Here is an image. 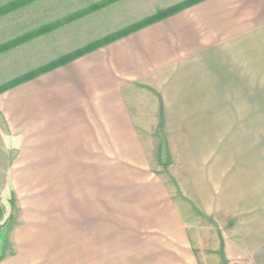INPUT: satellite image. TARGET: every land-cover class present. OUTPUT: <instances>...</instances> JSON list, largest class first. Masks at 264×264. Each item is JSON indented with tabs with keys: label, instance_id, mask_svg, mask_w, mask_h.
<instances>
[{
	"label": "crops",
	"instance_id": "obj_1",
	"mask_svg": "<svg viewBox=\"0 0 264 264\" xmlns=\"http://www.w3.org/2000/svg\"><path fill=\"white\" fill-rule=\"evenodd\" d=\"M26 1L1 5L0 19ZM38 29L16 35L15 24H0V49L15 50ZM257 98H264V0L201 1L1 93L0 124L22 135L25 177L42 200L71 208L72 223L70 241L62 214L39 225L55 237L48 249H38L34 230L21 223L15 255L0 264L37 257L111 264L95 234L98 226L108 242L113 200L137 228L171 243L153 253L165 258L159 264H223L193 248L194 207L218 224L236 221L225 264H264V100ZM161 122L173 161L167 175L155 170ZM81 217L83 239L75 229Z\"/></svg>",
	"mask_w": 264,
	"mask_h": 264
},
{
	"label": "rangeland",
	"instance_id": "obj_2",
	"mask_svg": "<svg viewBox=\"0 0 264 264\" xmlns=\"http://www.w3.org/2000/svg\"><path fill=\"white\" fill-rule=\"evenodd\" d=\"M10 1L12 0H0V6ZM185 1L187 0L26 1L25 7H21L9 21L1 18V26L15 24L16 35L25 30L42 29L33 34L31 41L21 46H17V43L15 50L9 47L0 49V87ZM5 35L7 32L1 34V39ZM263 100L264 98H257V104L260 101L263 103ZM155 134L160 143L155 170L167 175L173 167V161L165 156L163 130L157 129ZM20 136L22 135L18 132L14 133V130L0 124V262L15 255L18 246L13 234L21 223L34 230L30 235L31 241L37 243L38 249L55 248V237L40 232L39 225L43 226L47 221L55 222L62 214L67 233L65 239L71 240L72 210L57 209L56 203L53 204L48 198L42 200L39 192H35L37 190L30 186L32 178L24 175L23 144L20 143ZM179 185L181 186L176 189L183 197V186ZM118 205L113 200L112 222L108 227L109 233H106L108 242L102 240L103 233L99 238L97 226L96 234L94 233L95 247L111 250V264H152L154 259L157 260L155 264H159L165 258L153 257V253L173 247L171 243L137 228L136 219L130 218L127 213L122 214ZM192 211L195 214L194 223L190 225L193 248L197 252L204 249L216 253L225 264L222 252L228 244L235 242L236 221L231 219L227 224H218L204 217L198 208L194 207ZM75 221L79 222L78 225L75 224L79 236L81 239L85 238L87 224L82 217ZM67 244H60L59 247H68ZM44 259L34 258L37 264H43ZM99 259L103 258L98 257L97 264Z\"/></svg>",
	"mask_w": 264,
	"mask_h": 264
},
{
	"label": "trees",
	"instance_id": "obj_3",
	"mask_svg": "<svg viewBox=\"0 0 264 264\" xmlns=\"http://www.w3.org/2000/svg\"><path fill=\"white\" fill-rule=\"evenodd\" d=\"M200 1H203V0H187L179 5H176V6H173V7H170V8H167L165 10H161L159 12H157L156 14H154L153 16L139 22V23H136L120 32H117V33H114V34H111L105 38H103L102 40L100 41H97V42H94L86 47H84L83 49L79 50V51H75L73 52L72 54H69L67 56H64L62 58H60L58 61L54 62V63H51L49 65H46L44 66L42 69H40L39 71H36V72H31L30 74H27L21 78H18L10 83H7L5 85H2L0 87V94L11 89V88H14L24 82H26L27 80L29 79H33L47 71H51L61 65H65L69 62H71L72 60H74L75 58L79 57L80 55H83L85 53H88L96 48H99L103 45H106L112 41H115L119 38H122V37H125L143 27H146L148 25H151L153 23H156L158 21H161L163 19H166L184 9H187L189 8L190 6L200 2ZM158 130L162 131L163 130V123L161 122L160 123V126L158 128ZM1 259V258H0Z\"/></svg>",
	"mask_w": 264,
	"mask_h": 264
}]
</instances>
